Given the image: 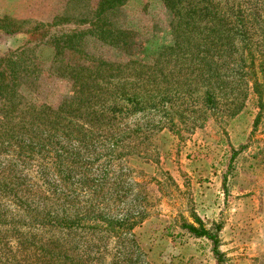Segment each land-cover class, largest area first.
Wrapping results in <instances>:
<instances>
[{
	"label": "rangeland",
	"instance_id": "obj_1",
	"mask_svg": "<svg viewBox=\"0 0 264 264\" xmlns=\"http://www.w3.org/2000/svg\"><path fill=\"white\" fill-rule=\"evenodd\" d=\"M97 2L0 0V26L8 24L6 17L27 21L11 34L0 28V53L89 28L84 20ZM179 18L160 0H127L108 10L104 21L106 27L132 31V47L119 50L84 36L90 56L155 66L146 72L155 77L151 82L130 86L117 80L112 91L125 87L141 98L179 94L138 111L116 102L111 137L62 140L63 172L50 157L4 162L1 170L22 184V195L30 191L34 203L3 200L0 219L9 224L0 222V264H264V107L234 71L238 53L211 51L221 33L213 37L204 19L193 27L180 25ZM34 23L49 32L30 35ZM179 28L183 42H177ZM51 52L46 46L36 51L45 61L33 95L56 106L72 86L49 71ZM73 54L65 59L73 60ZM125 73L126 80L133 79L130 69ZM206 88L215 92L212 107L204 101ZM46 204L60 209L58 216H83V222L138 216L142 221L120 236L91 227L45 229L38 220ZM194 216L216 235L215 243L182 227Z\"/></svg>",
	"mask_w": 264,
	"mask_h": 264
},
{
	"label": "trees",
	"instance_id": "obj_2",
	"mask_svg": "<svg viewBox=\"0 0 264 264\" xmlns=\"http://www.w3.org/2000/svg\"><path fill=\"white\" fill-rule=\"evenodd\" d=\"M126 1L98 0L95 9L84 20L90 25L89 28L57 32L36 44L0 53V194L4 196L3 199L0 197V208L4 206L5 199L22 202L24 206L34 203L31 198L32 193L28 190L26 195H22V184L13 181L14 177L9 175L10 173L6 175L1 170L6 168L4 162L13 166V161L16 159L37 156L46 160L50 157L52 164L56 159L55 167L63 172L61 170L63 160L61 149L64 147L61 146L62 140L77 141L98 134H107L111 137L108 130L115 121L116 102L122 100L126 104H131V110L138 111L149 106L147 104H158L162 97L179 94V92H164L162 96L151 93L141 98L125 87L119 92L112 91L110 84L117 80H122V84L130 86L151 82L155 77L151 72L148 75L146 72L155 66L148 67L132 59L127 63H112L102 57L90 56L86 52L83 38L87 34L119 50L129 49L135 44L132 31L105 26V13L123 5ZM160 1L165 8L180 17V25L191 24L196 27L199 23L195 20L200 18L209 23L208 31L213 37L216 33H221V40L213 42L211 51L215 52L220 47H224L238 53L239 60L234 71L250 83L257 97V103L263 109L264 0ZM5 19L8 20V24L0 28L8 34L22 31L21 25L27 23V21L11 22L8 17ZM55 22L58 23L57 20ZM39 32V35L44 37L49 31L38 23H34L32 28L27 30L30 35ZM177 34V42L186 40L181 29ZM41 46L50 47L52 51L49 71L66 77L71 82V93L56 106L42 102L33 95L45 61L36 53ZM176 47L179 48V45ZM163 50L171 52L173 47H164ZM67 52L74 53L75 58L65 59ZM162 54L161 52L160 57ZM171 59L168 58V61ZM210 65L212 66L211 63ZM128 69L134 73L131 80L125 79L129 76L125 73ZM208 72L213 74L210 70H207ZM204 95L205 103L212 107L216 100L215 92L206 88ZM125 113L127 112L120 114ZM151 179L157 181L154 177ZM46 193L48 194V190ZM46 207L45 214H42L41 220H38L41 228L45 229L71 230L91 227L120 236L124 232L133 230L142 221V217L138 216L103 220V222L100 220L83 222V216L72 218L65 214L58 216L60 209L55 208L54 211L49 208V204H46ZM0 222L4 225L9 224L6 219H0ZM182 227L195 237H206L216 242V235L211 233L197 216H194L193 223L185 222Z\"/></svg>",
	"mask_w": 264,
	"mask_h": 264
}]
</instances>
